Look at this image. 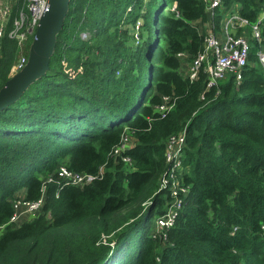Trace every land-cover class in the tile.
<instances>
[{
	"label": "trees",
	"instance_id": "obj_1",
	"mask_svg": "<svg viewBox=\"0 0 264 264\" xmlns=\"http://www.w3.org/2000/svg\"><path fill=\"white\" fill-rule=\"evenodd\" d=\"M263 1L222 0L215 26L235 4L254 20ZM207 18L204 0H69L48 68L0 108V264H264V70L253 41L239 81L186 76L177 54L202 48ZM32 37L2 35L0 87ZM162 95L174 105L160 116ZM125 126L131 167L110 155ZM182 129L188 191L156 233L165 140ZM61 163L101 176L54 177L37 215L8 224L12 200L39 197Z\"/></svg>",
	"mask_w": 264,
	"mask_h": 264
},
{
	"label": "built area",
	"instance_id": "obj_2",
	"mask_svg": "<svg viewBox=\"0 0 264 264\" xmlns=\"http://www.w3.org/2000/svg\"><path fill=\"white\" fill-rule=\"evenodd\" d=\"M16 0H0V42L2 35L7 34L14 38L19 45H24L27 38L33 35L40 15L47 7V0H23L17 15L12 19V7ZM208 12V21H204L205 34L202 48L189 60L187 53L179 51L178 56L185 61L184 74L191 80L198 77L200 71L206 76L205 87L210 88L233 75L236 81L242 76L244 66L249 62L248 55L251 42H257L256 55L259 64L264 70V35L262 34V20L264 19V1L254 20L239 13L238 5H233L223 13L216 27L214 23L215 9L222 5V0H204ZM85 36V33H82ZM28 55V54H27ZM27 55H21L12 64L11 71H18L26 62ZM174 105L171 95H162V100L155 105L160 116L165 115ZM131 129L125 126L121 131L119 141L111 148L110 155L120 158L126 166L132 164L131 157L126 150L131 145ZM185 147V130L169 134L165 140V164L159 179V189L165 192L162 212L154 216L153 230L164 232L172 227L183 204L188 191V185L183 180L185 166L183 164V151ZM101 176V167L97 172L77 171L61 163L55 173L44 177L41 182V193L35 199H27L22 195L12 200L13 213L8 224L20 225L34 218L40 211L44 202L46 184L54 177L58 182L73 185H83ZM3 225L0 226L2 229ZM233 229H236L234 227ZM264 231V225H261ZM155 235V233H154Z\"/></svg>",
	"mask_w": 264,
	"mask_h": 264
},
{
	"label": "water",
	"instance_id": "obj_3",
	"mask_svg": "<svg viewBox=\"0 0 264 264\" xmlns=\"http://www.w3.org/2000/svg\"><path fill=\"white\" fill-rule=\"evenodd\" d=\"M69 0H47L30 41L26 62L0 87V108L14 101L22 91L48 68L56 34L61 29Z\"/></svg>",
	"mask_w": 264,
	"mask_h": 264
},
{
	"label": "rangeland",
	"instance_id": "obj_4",
	"mask_svg": "<svg viewBox=\"0 0 264 264\" xmlns=\"http://www.w3.org/2000/svg\"><path fill=\"white\" fill-rule=\"evenodd\" d=\"M184 67H185V61H183L182 66L180 67V69L184 70Z\"/></svg>",
	"mask_w": 264,
	"mask_h": 264
},
{
	"label": "crops",
	"instance_id": "obj_5",
	"mask_svg": "<svg viewBox=\"0 0 264 264\" xmlns=\"http://www.w3.org/2000/svg\"><path fill=\"white\" fill-rule=\"evenodd\" d=\"M206 21H208V19H206ZM220 21V20H219Z\"/></svg>",
	"mask_w": 264,
	"mask_h": 264
}]
</instances>
